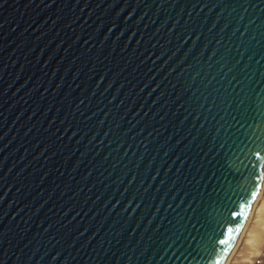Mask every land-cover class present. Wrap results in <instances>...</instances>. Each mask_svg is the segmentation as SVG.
Listing matches in <instances>:
<instances>
[{"label":"water","instance_id":"1","mask_svg":"<svg viewBox=\"0 0 264 264\" xmlns=\"http://www.w3.org/2000/svg\"><path fill=\"white\" fill-rule=\"evenodd\" d=\"M262 181L264 0H0V264H224Z\"/></svg>","mask_w":264,"mask_h":264},{"label":"rangeland","instance_id":"2","mask_svg":"<svg viewBox=\"0 0 264 264\" xmlns=\"http://www.w3.org/2000/svg\"><path fill=\"white\" fill-rule=\"evenodd\" d=\"M261 205H264V181L224 264H257L256 260H260L259 264H264V207L260 211L255 210Z\"/></svg>","mask_w":264,"mask_h":264},{"label":"snow or ice","instance_id":"3","mask_svg":"<svg viewBox=\"0 0 264 264\" xmlns=\"http://www.w3.org/2000/svg\"><path fill=\"white\" fill-rule=\"evenodd\" d=\"M244 213L241 212V216H243ZM229 234H230V239H222L220 241L221 245H228L229 247H234L235 245V239L238 237V234L240 231H242V225L238 228L235 229L236 233H237V237H231V232L233 231L232 229H229ZM227 251V249H225Z\"/></svg>","mask_w":264,"mask_h":264},{"label":"bare ground","instance_id":"4","mask_svg":"<svg viewBox=\"0 0 264 264\" xmlns=\"http://www.w3.org/2000/svg\"><path fill=\"white\" fill-rule=\"evenodd\" d=\"M258 200V199H257ZM255 206H256V204H255ZM262 207H264V205H261V206H259L257 209H255L256 211H260L261 209H262ZM254 208V207H253ZM229 259V258H228Z\"/></svg>","mask_w":264,"mask_h":264},{"label":"built area","instance_id":"5","mask_svg":"<svg viewBox=\"0 0 264 264\" xmlns=\"http://www.w3.org/2000/svg\"><path fill=\"white\" fill-rule=\"evenodd\" d=\"M255 263L259 264V263H260V260H256V262H255Z\"/></svg>","mask_w":264,"mask_h":264},{"label":"crops","instance_id":"6","mask_svg":"<svg viewBox=\"0 0 264 264\" xmlns=\"http://www.w3.org/2000/svg\"><path fill=\"white\" fill-rule=\"evenodd\" d=\"M262 252H264V251H262Z\"/></svg>","mask_w":264,"mask_h":264}]
</instances>
